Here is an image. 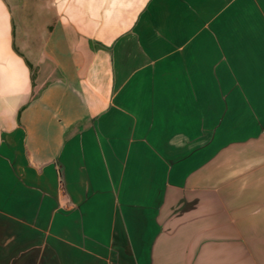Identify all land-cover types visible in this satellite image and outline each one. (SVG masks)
I'll return each mask as SVG.
<instances>
[{"label": "crops", "instance_id": "0c3cea01", "mask_svg": "<svg viewBox=\"0 0 264 264\" xmlns=\"http://www.w3.org/2000/svg\"><path fill=\"white\" fill-rule=\"evenodd\" d=\"M263 56L264 0H0V264H204L162 194Z\"/></svg>", "mask_w": 264, "mask_h": 264}, {"label": "rangeland", "instance_id": "374dc122", "mask_svg": "<svg viewBox=\"0 0 264 264\" xmlns=\"http://www.w3.org/2000/svg\"><path fill=\"white\" fill-rule=\"evenodd\" d=\"M248 73L242 71L240 86L216 88L220 97L216 104L210 103L208 134L202 136V145L194 138L197 172L162 194V228L168 224L176 239L206 238L204 264H236L228 258L236 246L248 250L243 244L249 239L264 240V66L260 74ZM206 149L204 178L206 170L202 175L197 168ZM240 264L254 262L246 256Z\"/></svg>", "mask_w": 264, "mask_h": 264}]
</instances>
